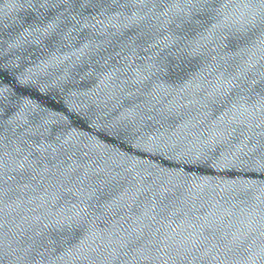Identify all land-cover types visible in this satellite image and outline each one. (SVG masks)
<instances>
[{
  "label": "water",
  "instance_id": "water-1",
  "mask_svg": "<svg viewBox=\"0 0 264 264\" xmlns=\"http://www.w3.org/2000/svg\"><path fill=\"white\" fill-rule=\"evenodd\" d=\"M262 13L0 0V264H264Z\"/></svg>",
  "mask_w": 264,
  "mask_h": 264
},
{
  "label": "snow or ice",
  "instance_id": "snow-or-ice-1",
  "mask_svg": "<svg viewBox=\"0 0 264 264\" xmlns=\"http://www.w3.org/2000/svg\"><path fill=\"white\" fill-rule=\"evenodd\" d=\"M193 0H188V3H192ZM196 2L198 3L199 0H196ZM261 3H264V0H261ZM245 23L247 24H251L252 21H246ZM259 23L264 25V13L260 14V20H259ZM220 27H224V28H228V27H232V25H229L227 24V22H224L222 24L219 25ZM244 25H241V27L243 28ZM264 43V42H262ZM255 47V45H254ZM241 71H243V69H241ZM69 227H71V225H69ZM79 237L78 236H73V235H70L68 238H67V244H68V248L66 249V254L67 252H70L73 248H78L79 245L75 243L76 240H78ZM82 243V241H81Z\"/></svg>",
  "mask_w": 264,
  "mask_h": 264
}]
</instances>
